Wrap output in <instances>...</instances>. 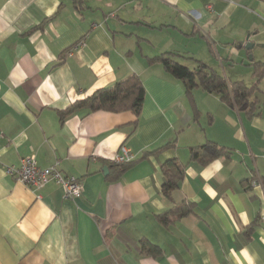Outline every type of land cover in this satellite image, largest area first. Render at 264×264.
Listing matches in <instances>:
<instances>
[{
    "label": "crops",
    "instance_id": "obj_1",
    "mask_svg": "<svg viewBox=\"0 0 264 264\" xmlns=\"http://www.w3.org/2000/svg\"><path fill=\"white\" fill-rule=\"evenodd\" d=\"M81 7L0 0V264H264L263 107L247 115L195 88L194 109L184 84L150 62L175 52L193 58H176L190 68L196 59L245 83L238 67L253 47L239 44L247 35L264 43V0H82ZM257 59L247 65L264 62V52ZM131 74L145 90L137 117L81 107L61 120L73 102ZM243 74L253 85L252 69ZM261 85L264 78V93ZM207 141L225 151L205 164L191 160L190 148ZM121 145L133 160L118 175L111 164ZM29 155L79 178L82 194L66 198L54 182L30 188L5 172ZM170 158L185 166L167 198L161 164ZM183 201L193 204L190 213L159 218Z\"/></svg>",
    "mask_w": 264,
    "mask_h": 264
},
{
    "label": "trees",
    "instance_id": "obj_2",
    "mask_svg": "<svg viewBox=\"0 0 264 264\" xmlns=\"http://www.w3.org/2000/svg\"><path fill=\"white\" fill-rule=\"evenodd\" d=\"M76 8L80 10L82 7V0H73ZM85 40V36L80 39ZM177 57L184 59H193L192 57H185L175 52H163L150 59V62L159 61L163 68L170 73L173 77L179 79L185 87L186 93L190 96L192 105V91L199 88L208 93L218 95L221 101L230 107L236 108L238 111L247 115H254L260 112V108L264 109V102L259 103V95L264 94L259 88V82L264 78V62L252 61V75L255 82L251 86H247L241 80H228L218 71L208 67L203 62L196 60V68H190L188 65L177 61ZM145 95L144 86L141 78L136 74H131L121 80L114 82L112 85L97 89L88 97L77 100L69 105L65 110L60 111L61 120L70 113H73L78 108H84L88 112L93 111H109L121 112L131 110L136 117L139 115ZM195 105H193L194 107ZM195 109V107H194ZM136 124V122H134ZM173 142H168L153 150L147 151L143 156L159 152L160 150L173 146ZM225 150L223 147L218 146L215 142L207 141L204 144L190 148V159L198 160L200 163L205 164ZM125 163H112L111 167L119 175L130 164ZM185 164L176 158L166 159L161 164V171L163 174V182L161 185V193L169 198L171 192L179 186V183L184 175ZM193 210L191 202H181L174 205L168 211L159 215L163 222L179 219ZM169 213L171 217L168 216ZM149 252L154 255L159 252L157 246H151Z\"/></svg>",
    "mask_w": 264,
    "mask_h": 264
},
{
    "label": "built area",
    "instance_id": "obj_3",
    "mask_svg": "<svg viewBox=\"0 0 264 264\" xmlns=\"http://www.w3.org/2000/svg\"><path fill=\"white\" fill-rule=\"evenodd\" d=\"M70 53V50H68ZM133 160V155L129 149L121 145L119 152L113 157L115 163H125ZM4 170L16 180L24 183L30 188L39 189L48 182L59 184L64 189L66 198H76L82 194L83 186L79 178L73 175H65L58 168V163L40 167L34 155L22 157L18 164L6 165ZM255 183V182H253Z\"/></svg>",
    "mask_w": 264,
    "mask_h": 264
},
{
    "label": "rangeland",
    "instance_id": "obj_4",
    "mask_svg": "<svg viewBox=\"0 0 264 264\" xmlns=\"http://www.w3.org/2000/svg\"><path fill=\"white\" fill-rule=\"evenodd\" d=\"M243 50V49H242ZM252 50H255L254 52H252ZM259 52H264V49H262V47L260 48V47H253L252 49H251V52H249L248 54H247V56H245L244 58H243V60H244V63H245V66L244 67H242V65H239V69H238V71L241 73V75H243V77H244V79H246L245 80V84L246 85H251V81L250 80H247L248 78H250V77H248V75H246V74H243L244 73V71L247 69V68H249L250 70L252 69V67H251V65H247L250 61H251V58H249V56L251 55L252 56V59H254V60H258L257 59V57H259ZM226 62H224V67H225V69H227V71H230L231 73L234 71V70H236V69H234V70H232L230 67H228V65H226L225 64ZM185 64V63H184ZM219 73H221L223 76H224V74H223V72H222V70H221V68L219 69ZM228 75H229V72L227 73ZM233 77V75L231 76V78ZM247 77V78H246ZM261 86H263V85H261ZM263 88V90H264V86L262 87ZM261 95V99L262 100H264V95L263 94H260Z\"/></svg>",
    "mask_w": 264,
    "mask_h": 264
},
{
    "label": "water",
    "instance_id": "obj_5",
    "mask_svg": "<svg viewBox=\"0 0 264 264\" xmlns=\"http://www.w3.org/2000/svg\"><path fill=\"white\" fill-rule=\"evenodd\" d=\"M261 46L264 47V43H254L252 41H249V35L246 36L245 42H242L239 44L240 47H243L247 50L251 49L254 46ZM249 58L252 59V56L250 55ZM103 170L106 172L107 171V167H104Z\"/></svg>",
    "mask_w": 264,
    "mask_h": 264
}]
</instances>
